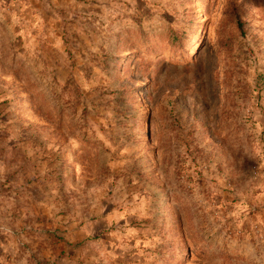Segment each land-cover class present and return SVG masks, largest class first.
I'll return each mask as SVG.
<instances>
[{
  "label": "rangeland",
  "instance_id": "1",
  "mask_svg": "<svg viewBox=\"0 0 264 264\" xmlns=\"http://www.w3.org/2000/svg\"><path fill=\"white\" fill-rule=\"evenodd\" d=\"M0 264H264V0H0Z\"/></svg>",
  "mask_w": 264,
  "mask_h": 264
},
{
  "label": "crops",
  "instance_id": "2",
  "mask_svg": "<svg viewBox=\"0 0 264 264\" xmlns=\"http://www.w3.org/2000/svg\"><path fill=\"white\" fill-rule=\"evenodd\" d=\"M8 209H9V207H8V204H7V206H6V211L8 212Z\"/></svg>",
  "mask_w": 264,
  "mask_h": 264
},
{
  "label": "trees",
  "instance_id": "3",
  "mask_svg": "<svg viewBox=\"0 0 264 264\" xmlns=\"http://www.w3.org/2000/svg\"><path fill=\"white\" fill-rule=\"evenodd\" d=\"M173 40L175 41V40H177V39L173 38ZM177 45H178V44H177Z\"/></svg>",
  "mask_w": 264,
  "mask_h": 264
}]
</instances>
